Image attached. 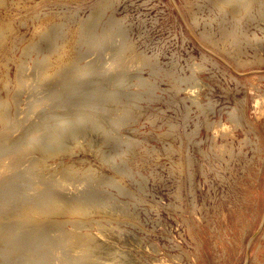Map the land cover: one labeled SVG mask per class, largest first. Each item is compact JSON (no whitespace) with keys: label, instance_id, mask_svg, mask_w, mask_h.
Listing matches in <instances>:
<instances>
[{"label":"rangeland","instance_id":"rangeland-1","mask_svg":"<svg viewBox=\"0 0 264 264\" xmlns=\"http://www.w3.org/2000/svg\"><path fill=\"white\" fill-rule=\"evenodd\" d=\"M0 32L8 111L26 94L23 70L46 85L45 109L71 89L56 87V72L74 71L73 87L113 86L83 32L105 44L120 35L128 53L148 62L111 90L134 118L112 129L121 107L104 111L106 96L95 93L96 121L110 138L94 136L90 149L84 140L61 160L60 172L74 169L117 211L91 212L81 234L105 228L103 240L125 264H264V0H2ZM53 215L67 229L81 218Z\"/></svg>","mask_w":264,"mask_h":264},{"label":"bare ground","instance_id":"bare-ground-1","mask_svg":"<svg viewBox=\"0 0 264 264\" xmlns=\"http://www.w3.org/2000/svg\"><path fill=\"white\" fill-rule=\"evenodd\" d=\"M89 19L92 22L98 20L96 11ZM41 39L46 41L45 47H51L54 34ZM83 41L94 63L100 64L101 70L110 76L111 82L114 81L113 89L123 86L129 71L148 63L128 53L120 35L105 44L93 34L83 32ZM61 73L54 74L56 87L70 84L71 89L65 93L63 101H57L51 108L45 109L46 85L40 87L34 76L25 70L19 73L21 86L26 90L23 99L17 98L13 102L14 109L8 111L5 98H0V259L14 257L13 264H125L112 251L110 243L103 240L105 228L99 227L96 234L79 231L91 212L114 215L116 208L101 203L97 192L90 190L89 181L75 179L74 169H68L66 173L60 170L63 169V157L83 146L84 140L89 141L87 148L90 149L94 136L103 135L104 142L110 138L102 124L96 121L102 111L91 100L95 93L106 96L104 111L121 107L114 112V119H110L112 129L124 128L134 116L128 113V104H120V100L113 98L112 87L100 88L99 84L73 87L76 73ZM20 123L26 126L19 129ZM58 154L60 163L48 164L47 160ZM7 209L10 210L8 215ZM53 214L79 215L81 218L70 219L72 224L67 229L66 221H58ZM10 218H13L12 222L5 223ZM27 228L34 230V239ZM4 241L9 242L5 250L2 247ZM24 241L29 243L26 248L14 250ZM100 258L110 259L112 263L98 262Z\"/></svg>","mask_w":264,"mask_h":264}]
</instances>
